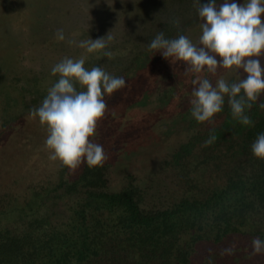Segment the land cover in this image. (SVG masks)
I'll return each mask as SVG.
<instances>
[{
  "label": "trees",
  "instance_id": "16d2710c",
  "mask_svg": "<svg viewBox=\"0 0 264 264\" xmlns=\"http://www.w3.org/2000/svg\"><path fill=\"white\" fill-rule=\"evenodd\" d=\"M185 1L172 0L170 8L181 4L176 13L190 21L197 11ZM202 75L215 85L214 76ZM260 103L264 95L246 109L251 126L233 118L227 96L211 123L197 122L189 109L186 141L148 164L160 161V171L174 176L171 197L160 205L148 199L144 180L151 178L140 174L128 172L114 189L105 164L39 173L43 157L35 164L0 150V264L264 263L252 245L264 241V159L251 150L264 134ZM211 135L216 140L206 145ZM72 198L69 216L58 219Z\"/></svg>",
  "mask_w": 264,
  "mask_h": 264
},
{
  "label": "rangeland",
  "instance_id": "374dc122",
  "mask_svg": "<svg viewBox=\"0 0 264 264\" xmlns=\"http://www.w3.org/2000/svg\"><path fill=\"white\" fill-rule=\"evenodd\" d=\"M163 1L167 2L161 4ZM171 1L0 0V150L7 149L13 156L20 155L35 164L44 158L45 168L38 169L39 173H51L59 167V160L49 159L46 126L32 112L41 106L48 90L59 79L52 74L54 65L66 57H84L86 69L102 67L126 82L111 96L105 95L107 112L92 138L108 156L104 164L113 188L123 184L128 172L140 174L141 180L151 178L144 180L150 185L148 199L159 205L165 203L174 189V176L160 171V161L148 164L186 141L187 114L197 86L192 80L197 74H185L187 66L183 62L172 63L159 51L149 50L148 44L162 31L165 36L171 34L176 38L185 35L199 46L203 22L195 13L199 7L197 0L185 1L194 6L195 15L190 21L191 15L176 13L183 8L181 4L170 8ZM236 2L242 4L247 0ZM199 3L205 4V0ZM177 20L178 26L174 23ZM61 29L63 41L57 38V30ZM108 33L112 40L106 51L112 53L111 58L103 54L105 50L89 53L77 46L81 41ZM220 75L230 83L235 76L220 70L215 83ZM76 88L86 90L79 84ZM36 151L41 157L33 154ZM69 201L64 204V215L58 213V219L69 216L74 199Z\"/></svg>",
  "mask_w": 264,
  "mask_h": 264
},
{
  "label": "clouds",
  "instance_id": "9594fccd",
  "mask_svg": "<svg viewBox=\"0 0 264 264\" xmlns=\"http://www.w3.org/2000/svg\"><path fill=\"white\" fill-rule=\"evenodd\" d=\"M197 12L201 20L202 35L199 46L187 36L180 35L167 39L161 31L148 44L149 50L159 51L172 63L183 62L189 72L197 74L192 80L197 85L193 90L191 115L197 122L211 123L217 113L223 111L225 96L231 107L232 116L242 125L251 126L253 121L246 115L262 95H264V0H247L237 3L235 0H217L201 4ZM178 26L179 21H174ZM57 38L65 39L63 30H57ZM112 40L109 33L98 39L84 40L77 45L92 53L105 50L103 54L112 57L106 51ZM75 44V41H70ZM219 57V59H217ZM85 58H64L52 68V74L58 75V81L48 90L47 96L32 115L46 126L48 135L45 141L50 150L49 159L59 160L70 172L83 163L89 167H102L108 159L103 146L92 138L97 135L98 123L105 117L107 104L105 95L126 86L122 77L106 72L102 67H84ZM220 70H228L238 78L229 82L220 75L215 85L203 73L217 76ZM241 70L243 78H239ZM76 84L86 90L78 91ZM242 93V94H241ZM264 109V103H260ZM216 140L211 135L206 145ZM253 154L264 159V134L257 136L251 146ZM253 254L264 253V241L255 238L252 241Z\"/></svg>",
  "mask_w": 264,
  "mask_h": 264
}]
</instances>
